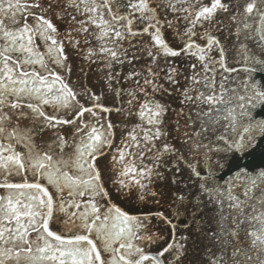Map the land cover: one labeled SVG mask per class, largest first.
Returning a JSON list of instances; mask_svg holds the SVG:
<instances>
[{"label": "snow or ice", "instance_id": "6c2138e0", "mask_svg": "<svg viewBox=\"0 0 264 264\" xmlns=\"http://www.w3.org/2000/svg\"><path fill=\"white\" fill-rule=\"evenodd\" d=\"M0 264H264V0H0Z\"/></svg>", "mask_w": 264, "mask_h": 264}]
</instances>
